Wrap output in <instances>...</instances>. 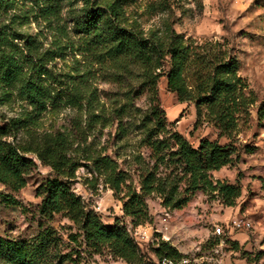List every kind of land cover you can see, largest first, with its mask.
I'll use <instances>...</instances> for the list:
<instances>
[{
    "label": "clouds",
    "instance_id": "obj_1",
    "mask_svg": "<svg viewBox=\"0 0 264 264\" xmlns=\"http://www.w3.org/2000/svg\"><path fill=\"white\" fill-rule=\"evenodd\" d=\"M0 264H264V0H0Z\"/></svg>",
    "mask_w": 264,
    "mask_h": 264
},
{
    "label": "trees",
    "instance_id": "obj_2",
    "mask_svg": "<svg viewBox=\"0 0 264 264\" xmlns=\"http://www.w3.org/2000/svg\"><path fill=\"white\" fill-rule=\"evenodd\" d=\"M11 75V71L10 70H6L5 72V78H8Z\"/></svg>",
    "mask_w": 264,
    "mask_h": 264
}]
</instances>
